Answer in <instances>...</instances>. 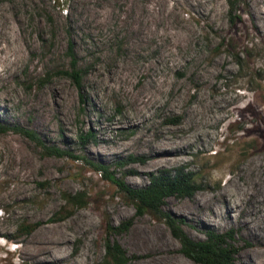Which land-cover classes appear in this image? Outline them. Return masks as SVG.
<instances>
[{"label": "rangeland", "instance_id": "1", "mask_svg": "<svg viewBox=\"0 0 264 264\" xmlns=\"http://www.w3.org/2000/svg\"><path fill=\"white\" fill-rule=\"evenodd\" d=\"M70 42L86 71L83 105L64 75ZM0 123L109 166L134 189L186 169L200 190L165 210L195 241L235 231L237 263L264 264V0H0ZM130 155L144 163L116 167ZM77 194L85 207L67 202ZM129 221L112 236L129 264H196L85 161L0 134V264H103L107 226ZM24 223L38 227L22 235ZM44 232L65 235L52 254L30 248Z\"/></svg>", "mask_w": 264, "mask_h": 264}, {"label": "trees", "instance_id": "2", "mask_svg": "<svg viewBox=\"0 0 264 264\" xmlns=\"http://www.w3.org/2000/svg\"><path fill=\"white\" fill-rule=\"evenodd\" d=\"M230 17L235 22V1H230ZM69 56L71 58V68L64 72L78 89L82 105L85 104L86 98L83 88V77L86 71L79 67L78 57L75 52L73 42L69 45ZM14 132L30 141L36 143L43 149V153L49 157L71 158L74 160H83L98 172L105 180L114 184L118 191L134 206L136 217L151 215L155 219L162 221L170 229L173 237L181 244V253L196 264H238L237 256L241 253V248L235 245L236 232L231 230L225 233L208 231L207 239L195 241L186 233L183 220L177 219L165 210V205L170 198H190L199 190L200 186L194 174L184 168L174 171H160L150 175V184L143 189H134L128 185L125 178H118L117 174L111 170V167L92 163L88 160L76 157L71 152L56 148L48 147L43 139L33 130L21 126H11L0 123V134ZM92 140L91 132L80 136L82 147H86ZM132 163H144V159L130 155L124 162L116 163V167L124 168ZM84 194L69 196L67 202L74 208H83L87 205ZM133 221L123 223L118 227L108 225L107 238L105 241L106 255L103 264H129L131 262L127 252L121 244L112 240V236H117L129 231ZM38 227V224L24 223L19 229V234L30 235Z\"/></svg>", "mask_w": 264, "mask_h": 264}, {"label": "bare ground", "instance_id": "3", "mask_svg": "<svg viewBox=\"0 0 264 264\" xmlns=\"http://www.w3.org/2000/svg\"><path fill=\"white\" fill-rule=\"evenodd\" d=\"M11 52H7L6 54H5V58L3 59V62H1V64L2 65H4V64H6L7 63V61L10 59V57H11ZM260 181V180H259ZM261 183V182H260ZM259 186H260V184L259 183H254V185H253V189H252V192L249 194V197H250V200H252V198L255 196V197H259V192H258V188H259ZM262 195V194H261ZM54 228V227H53ZM48 229V228H47ZM55 229V228H54ZM43 230V229H42ZM65 230V229H64ZM66 231V230H65ZM41 232V231H40ZM46 232V231H45ZM44 232V233H45ZM58 232V231H57ZM43 233V232H42ZM38 234H40V233H38ZM45 237L44 238H42V236L41 237H39L38 239H36L35 241H34V245H32V247H30L31 248V250H33V251H37L38 253H47V252H50L51 254H52V251H54V248H58L59 249V247H60V244H62L61 242L63 241H61V239L62 238H64V234L63 233H57V234H55V233H52V234H50V232H47V233H45ZM67 235V234H66ZM68 236V235H67ZM38 237V236H37ZM35 239V238H34ZM33 239V240H34ZM67 239V238H66ZM66 241V240H65ZM65 243V242H64ZM64 245V244H63ZM65 245H67V243L65 244ZM63 247V246H62ZM29 248V247H28ZM29 248V249H30ZM58 249L57 250H55V252L56 251H58ZM62 250H63V248H62ZM61 250V251H62ZM66 250V249H65ZM40 255V254H39ZM263 263H264V260H263ZM150 264H160V263H157L156 261H151V263Z\"/></svg>", "mask_w": 264, "mask_h": 264}]
</instances>
